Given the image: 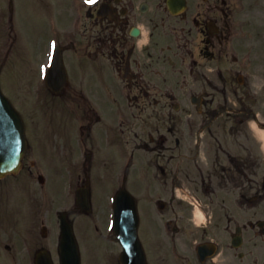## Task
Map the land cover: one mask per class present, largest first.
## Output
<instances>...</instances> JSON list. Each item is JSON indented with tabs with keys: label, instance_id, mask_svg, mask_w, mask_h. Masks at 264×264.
Masks as SVG:
<instances>
[{
	"label": "flooded vegetation",
	"instance_id": "flooded-vegetation-1",
	"mask_svg": "<svg viewBox=\"0 0 264 264\" xmlns=\"http://www.w3.org/2000/svg\"><path fill=\"white\" fill-rule=\"evenodd\" d=\"M39 1L45 8L46 0ZM81 1L67 0L81 18L80 30L63 49L70 81L59 95L47 94L59 102L62 119L69 109L71 131L51 133L48 150L31 153L25 161L31 172L60 168L77 184L94 172L99 181L109 172L115 178L125 166L121 153L137 141L156 162L171 161L176 147L165 143L177 129L176 102L185 111L190 95H201L206 124L222 96L234 90L249 98L252 82H264V0H185L179 13H171L165 0H102L90 9ZM8 26L14 28L13 20ZM142 28L146 35L136 36ZM165 131L172 133L164 138ZM137 162H143L142 153ZM232 162L201 165L209 228L197 227L191 214L181 225L172 221L173 233H183L186 245L194 237L213 243L212 256L201 260L195 249H185L180 264H264V183L255 189L253 163L237 157ZM167 165L159 164L164 174ZM154 167L158 163L149 170ZM212 172H219L218 180ZM4 238L12 250L20 245L18 234ZM55 240L53 228L38 241L29 239L28 251L53 247Z\"/></svg>",
	"mask_w": 264,
	"mask_h": 264
},
{
	"label": "rangeland",
	"instance_id": "rangeland-1",
	"mask_svg": "<svg viewBox=\"0 0 264 264\" xmlns=\"http://www.w3.org/2000/svg\"><path fill=\"white\" fill-rule=\"evenodd\" d=\"M6 1H8V0H4V4H5ZM4 4H3V6H4ZM7 12L8 11H6V13L2 16L3 18H1V19H3V21H6L8 19V13ZM17 16H18V18L20 20V28L21 29L27 28L28 25H29L30 32H29V36L26 39L28 41L30 40V45L31 46H33L35 28L43 37L45 36L46 28L43 25H41V27L38 25L37 19L40 18V17L38 16V14L36 15V13L33 10H31L28 7L23 9L22 4L20 3L19 6H18V9H17ZM2 45L4 47H6V45H7L6 38H4V39L0 38V47ZM14 45H15V49H14L13 53H11L12 56H11V59H10V63L16 69V65L19 63L18 61H19L20 57L19 56L16 57L14 54H15L16 51H19L18 48L20 47L21 43L19 42L17 44V42H16ZM45 47L46 48L48 47V42L46 43V46H44V49H45ZM0 50H2V49L0 48ZM13 55L15 56V58H13ZM37 57L36 56L35 57L34 56L33 57L32 56H28V58L30 60L28 72L26 73V72L22 71L27 76L25 79H27L30 74L33 77L35 76V71L33 70L35 65H36V68H37V72L39 73V71H38V61H39L40 58H39V55ZM42 57L44 58L43 54H42ZM7 67L8 66L6 65L5 72L7 71ZM8 81H9V74H6V76L4 78V88L9 93L12 94L13 86L8 84ZM18 81L22 85L21 78H19ZM23 90H25V89H23ZM263 111H264V108H263ZM41 123H42V121H41ZM41 123H40V125H41ZM217 130L218 131H222V132L225 131L222 127H219ZM252 147L254 148L255 151L258 150V145L256 144V142H253ZM139 176H140V173L137 172V177H139ZM135 178L136 177L134 175L130 176V180L132 182L131 183L132 191L134 192L136 190L139 194L142 195V193H141V185L138 182L134 181ZM2 188L3 187H0V190ZM102 189L104 191H106V188H102ZM16 191L19 192V194H17L16 196L20 197V195L22 193L20 192L19 189H16ZM98 191H99L98 187H96L95 194H94V201L95 202H97L98 199H99L98 194H97ZM77 232H78V236H79V238L81 240V243L83 245L85 264H109L111 262V259L109 257L111 255L110 252L114 249L113 243L108 242V240H106V239H103V240L99 239V241L97 242L96 240H94V236L91 233V231L87 230L86 228H84L82 226V224L79 225ZM160 232H161V230H160ZM115 248H116V246H115ZM97 259H98V261H97Z\"/></svg>",
	"mask_w": 264,
	"mask_h": 264
},
{
	"label": "snow or ice",
	"instance_id": "snow-or-ice-1",
	"mask_svg": "<svg viewBox=\"0 0 264 264\" xmlns=\"http://www.w3.org/2000/svg\"><path fill=\"white\" fill-rule=\"evenodd\" d=\"M86 2L92 4V3H95L96 0H86Z\"/></svg>",
	"mask_w": 264,
	"mask_h": 264
},
{
	"label": "bare ground",
	"instance_id": "bare-ground-1",
	"mask_svg": "<svg viewBox=\"0 0 264 264\" xmlns=\"http://www.w3.org/2000/svg\"><path fill=\"white\" fill-rule=\"evenodd\" d=\"M262 137H264V131H260L259 133Z\"/></svg>",
	"mask_w": 264,
	"mask_h": 264
}]
</instances>
